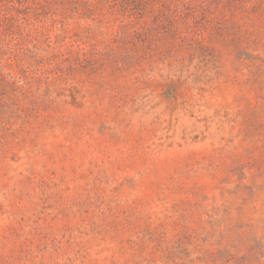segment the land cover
<instances>
[{"label":"rangeland","instance_id":"obj_1","mask_svg":"<svg viewBox=\"0 0 264 264\" xmlns=\"http://www.w3.org/2000/svg\"><path fill=\"white\" fill-rule=\"evenodd\" d=\"M0 264H264V0H0Z\"/></svg>","mask_w":264,"mask_h":264}]
</instances>
